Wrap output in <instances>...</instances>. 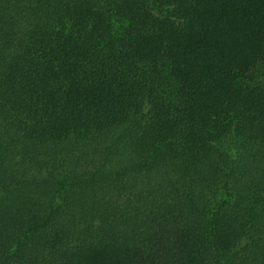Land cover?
I'll return each instance as SVG.
<instances>
[{
  "label": "trees",
  "instance_id": "1",
  "mask_svg": "<svg viewBox=\"0 0 264 264\" xmlns=\"http://www.w3.org/2000/svg\"><path fill=\"white\" fill-rule=\"evenodd\" d=\"M0 264H264V0H0Z\"/></svg>",
  "mask_w": 264,
  "mask_h": 264
}]
</instances>
